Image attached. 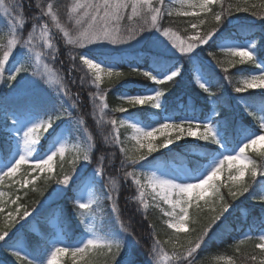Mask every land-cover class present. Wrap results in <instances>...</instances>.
<instances>
[{"label":"trees","instance_id":"1","mask_svg":"<svg viewBox=\"0 0 264 264\" xmlns=\"http://www.w3.org/2000/svg\"><path fill=\"white\" fill-rule=\"evenodd\" d=\"M74 1L24 0L22 17L31 21L38 18L52 27L53 69L62 73L65 88L79 100L75 104L84 112L83 126L90 140L88 162L98 166L106 180L91 179V197L82 208L75 201L84 191L81 185L86 173L50 198L76 171L70 147L73 138L62 142L64 152L55 154L51 170H40L36 162L20 157L17 167L3 174L0 182V259L5 264H41L52 246L63 240L65 245H85L86 264H116L122 242L127 240L126 264H145L148 248L157 242L164 252H171L175 242L182 249L195 245L170 264H228L225 258L231 264H264V250L258 246L264 230V199L249 196L254 193L250 178H245L246 193L242 196L222 189L224 197L214 208L191 206L188 229L182 232L167 225L162 209L147 207L138 196L136 184L129 182L126 163L132 158L141 156L144 166H153L179 162L183 156L194 170H199L218 152L216 144L186 141L167 150L140 154L130 148L131 127L117 126V121L136 119L151 128L161 124L164 116L203 120L212 115L222 122L220 129L229 143L237 141L246 129L257 130V116L264 114V92L244 89L230 96L228 89L238 87L241 77L264 62V0H218L197 14L168 13L159 0H81L83 16L80 10L70 11ZM154 12L156 20L148 28V15ZM93 14L95 18H91ZM103 20L114 23L120 36L130 32L145 36L142 33L146 28L148 33L158 30L165 37L185 39L198 31V38L205 41L187 55L166 54L145 45L118 56L82 48L81 35L100 31ZM5 37L1 31L0 54ZM145 37L152 41L158 35ZM225 40L240 45L255 40L256 52L247 60H227L228 55L219 46ZM83 52L111 64L114 73L97 81L81 59ZM196 66L200 70L197 75ZM173 69L179 73L169 80H153L154 74ZM200 77L207 83L206 92L196 83ZM7 78L0 87V163L4 164L11 160L14 149L7 129L15 121L8 112L32 113L49 123L39 140L38 148L43 153L54 140L62 108L49 92L8 94L15 81ZM147 90L160 94L156 106L126 98ZM230 101L234 108L229 106ZM251 157L258 162L264 155L251 153ZM10 209L14 213L4 215ZM89 233L94 240L87 236Z\"/></svg>","mask_w":264,"mask_h":264},{"label":"rangeland","instance_id":"2","mask_svg":"<svg viewBox=\"0 0 264 264\" xmlns=\"http://www.w3.org/2000/svg\"><path fill=\"white\" fill-rule=\"evenodd\" d=\"M23 1L0 0V30L6 34L0 54V87L4 77L7 76L9 81H15L7 89L8 94L15 96L31 90L49 92L59 100L62 108L59 111V126L54 134V140L43 153H40L38 148L39 140L43 135L41 133L43 128H46L49 123L32 113L12 115L8 112V117L15 121V124L7 129L14 149L11 153V160L6 164L0 163V182L3 174L17 167V160L20 157L36 162L40 165V170H51L55 154L61 155L64 152L65 147H62V142L73 138L70 147L74 154L75 165H77L76 171L53 192L50 198L60 195L71 180L86 173L81 185V190L84 191L76 197L75 201L79 207L84 208L91 197L89 190L92 181L105 178L101 175L98 166H91L88 162L90 140L83 126L84 112L75 104L79 100L75 99V95L65 88L62 73L53 69L55 48L51 38L53 36L52 27L38 18L33 21L23 18ZM159 1L163 2L168 13L197 14L210 3L218 0ZM82 8V1L75 0L69 9L71 12H76ZM83 15L85 11H82L81 16ZM91 18H95L94 14ZM155 20V12L149 14L147 27H152ZM107 22L102 21L100 31L90 35H81L79 44L82 48L118 56L127 55V50L145 45L166 54L187 55L205 41V38H198V31L187 35L185 39L178 36L169 38L165 37L163 31L154 30L148 33L149 30L145 27L142 34L145 36L156 34L158 35L157 40L146 41V37L137 36V32L120 36L118 27L114 23ZM219 46L226 52L227 60L230 61L250 59L256 52L255 40L247 41L242 45L225 40ZM92 57L83 52L81 59L97 81L108 79L115 71L111 64ZM178 73V69L162 74L157 73L153 75V80H169ZM199 73L200 70L196 66L194 74ZM196 83L201 84L202 89L207 91L204 78H197ZM244 89L264 92V62H259L256 70L241 77L238 87L228 89V95L231 96V92ZM126 98L131 102L147 103L150 106H156L160 102V94L154 90H147L143 94L130 95ZM233 105L234 103L230 101L229 106L234 108ZM257 119L258 129L242 131L237 141L232 140L233 143H229L223 136V130L220 129L221 124L212 119V115L203 120L199 118L179 120L164 116L161 124L151 128L143 127L136 119L117 121L118 127L121 125L131 127L130 148H133L132 151L136 153L149 154L159 149L167 150L179 142L186 141L216 144L219 149L199 170H194L185 161V157H181V161L175 164L159 162L153 166H144L141 156L131 157L132 159L126 163L129 182L136 184L139 189L138 196L147 207L155 205L162 209L166 215L167 225L172 230L180 232L188 229V215L191 206L214 208L224 197L222 189L231 195H244L246 177L251 179L254 190V193H250L249 196L264 199V158L262 161L253 162L251 157V153L264 155V114L257 116ZM220 121H223L222 118ZM22 181L26 183L27 179L24 178ZM110 187L113 188V185L110 184ZM13 213L14 211L10 209L4 215L11 216ZM87 236L95 239L91 233ZM122 245L120 258L116 264H126L125 260L128 259V241L124 240ZM173 246L171 252H164L161 244L157 242L148 248L145 264L175 263L193 250L195 245L182 249L180 243L175 242ZM258 246L264 250V231L259 235ZM224 260L231 264L229 258ZM0 264H5L2 259H0ZM41 264H86L85 245L79 242L65 245L63 240H59L56 245L52 246Z\"/></svg>","mask_w":264,"mask_h":264}]
</instances>
